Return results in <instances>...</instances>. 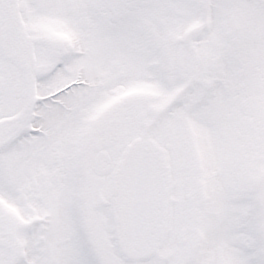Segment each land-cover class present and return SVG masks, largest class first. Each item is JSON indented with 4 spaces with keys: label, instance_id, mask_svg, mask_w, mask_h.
I'll return each instance as SVG.
<instances>
[{
    "label": "snow or ice",
    "instance_id": "6c2138e0",
    "mask_svg": "<svg viewBox=\"0 0 264 264\" xmlns=\"http://www.w3.org/2000/svg\"><path fill=\"white\" fill-rule=\"evenodd\" d=\"M0 264H264V0H0Z\"/></svg>",
    "mask_w": 264,
    "mask_h": 264
}]
</instances>
